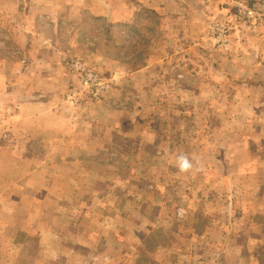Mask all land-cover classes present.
<instances>
[{"label":"rangeland","instance_id":"rangeland-1","mask_svg":"<svg viewBox=\"0 0 264 264\" xmlns=\"http://www.w3.org/2000/svg\"><path fill=\"white\" fill-rule=\"evenodd\" d=\"M93 1L98 11L74 22L46 14L36 29L55 46L51 61L62 68L61 87L76 57L111 83L95 96L71 73L73 85L57 93L73 118H107L96 133L107 139V152L96 158L108 162L109 182L98 189L113 198L98 203L99 210L115 212L114 226L122 230L152 224L141 263L189 264L187 255L195 264L264 259V186L248 182L250 166L264 165L262 129L250 118L249 95L220 103L232 93L217 88L222 55L236 48L224 53L211 39L217 21L232 28L233 43L239 36L233 0ZM75 92L77 101L70 100ZM179 154L192 160L188 173L178 171ZM261 207L263 216H254ZM157 242L167 249L161 258Z\"/></svg>","mask_w":264,"mask_h":264},{"label":"crops","instance_id":"crops-1","mask_svg":"<svg viewBox=\"0 0 264 264\" xmlns=\"http://www.w3.org/2000/svg\"><path fill=\"white\" fill-rule=\"evenodd\" d=\"M93 10H99L93 0H0V264H148L138 257L147 252L152 224L122 230L114 226L119 216L97 205L113 198L98 189L109 182L108 162L96 158L107 152V139L102 143L104 137L96 135L107 118L93 113L73 118L67 112L68 104L57 97L64 75L51 61L55 46L36 29L46 14L74 22ZM237 26L239 36L222 50L236 48L222 55L223 82L217 87L232 93L220 103L230 99L234 105V98L244 101L249 95L250 118H258L255 125L262 131L256 136L263 140L264 34L249 37ZM65 76L62 92L73 85L70 70ZM84 107L89 106L79 105ZM107 127L102 130L109 132ZM250 169L251 187L264 186V165ZM262 211L254 216H263ZM154 249L160 258L167 252L161 242ZM185 260L195 264L188 255ZM149 262L165 264L162 259ZM252 264H264V259Z\"/></svg>","mask_w":264,"mask_h":264},{"label":"built area","instance_id":"built-area-1","mask_svg":"<svg viewBox=\"0 0 264 264\" xmlns=\"http://www.w3.org/2000/svg\"><path fill=\"white\" fill-rule=\"evenodd\" d=\"M232 7L235 9L233 20L242 27L244 34H264V0H233ZM231 31L232 28L226 23L212 22L211 33L213 36L210 37L220 47L227 49L233 43L230 37ZM70 67L72 76L78 81L77 84L85 90L94 91L95 96H102L110 90L111 83L102 80L80 58H73ZM78 97L79 94L75 92L70 96V100L77 101Z\"/></svg>","mask_w":264,"mask_h":264},{"label":"clouds","instance_id":"clouds-1","mask_svg":"<svg viewBox=\"0 0 264 264\" xmlns=\"http://www.w3.org/2000/svg\"><path fill=\"white\" fill-rule=\"evenodd\" d=\"M176 166L180 173H188L194 167L192 160L186 154H179L177 156Z\"/></svg>","mask_w":264,"mask_h":264}]
</instances>
